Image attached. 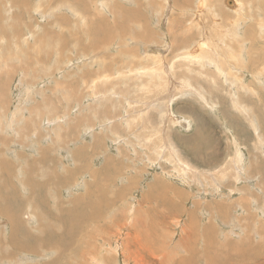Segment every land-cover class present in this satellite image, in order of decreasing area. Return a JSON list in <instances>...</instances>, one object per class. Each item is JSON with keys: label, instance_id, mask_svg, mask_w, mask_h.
I'll list each match as a JSON object with an SVG mask.
<instances>
[{"label": "rangeland", "instance_id": "1", "mask_svg": "<svg viewBox=\"0 0 264 264\" xmlns=\"http://www.w3.org/2000/svg\"><path fill=\"white\" fill-rule=\"evenodd\" d=\"M0 185V264H263L264 0H0Z\"/></svg>", "mask_w": 264, "mask_h": 264}, {"label": "bare ground", "instance_id": "2", "mask_svg": "<svg viewBox=\"0 0 264 264\" xmlns=\"http://www.w3.org/2000/svg\"><path fill=\"white\" fill-rule=\"evenodd\" d=\"M208 5H209V4H208ZM235 5H236V4H235ZM223 9H224V8H223ZM238 9H239V8L237 7L236 10H238ZM79 13H80V12H79ZM261 26H262V25H261ZM74 28H75V27H74ZM84 30H85V29H84ZM29 34H30V33H29ZM92 38H93V37H92ZM94 38H95V36H94ZM90 39H91V38H90ZM94 43H96V42H94ZM91 44H92V43H91ZM91 47H92V45H91ZM111 47H112V46H111ZM85 48H86V47H85ZM1 52H2V51H1ZM29 71H30V70H29ZM254 85H255V84H254ZM8 89H9V88H8ZM29 90H30V89H29ZM15 111H16V110H15ZM14 113H15V112H14ZM179 118H180V117H179ZM260 143H261V142H260ZM88 155H89V154H88ZM74 159H75V158H74ZM225 175H226V174H225ZM185 177H186V176H185ZM39 180H40V179H39ZM68 181H69V180H68ZM6 182H9V181H6ZM6 182H5V184L3 185V187H4V189H9V188H10L9 186H11V185L7 184ZM0 186H1V185H0ZM83 196H84V195H83ZM85 196H86V195H85ZM86 197H87V196H86ZM0 199H1V198H0ZM2 199H3V198H2ZM87 200H88V199H87ZM71 201H72V200H71ZM73 201H74V200H73ZM85 201H86V198H85ZM2 202H3V201H2ZM0 203H1V202H0ZM0 207H2V206L0 205ZM5 207H6V206H5ZM78 207H79V206H78ZM78 207H77V208H78ZM78 210H79V209H78ZM72 211H73V210H72ZM80 211L82 212L83 210H80ZM80 211H76V212L79 213ZM78 213L75 214L76 217H77ZM243 213H244V212H243ZM70 214H71V213H70ZM73 214H74V213H72V215H73ZM75 215H74L73 217H75ZM68 217H69V216H68ZM68 217H67V218H68ZM165 217H166V216H165ZM165 217H164V218H165ZM48 218H49V217H48ZM71 218H72V217H71ZM77 218H78V217H77ZM167 218H168V217H167ZM64 219H65V218H64ZM86 219H87V218H86ZM88 219H89V218H88ZM62 220H63V219H62ZM65 220H66V219H65ZM82 220H83V219H82ZM73 221H76V219H73ZM63 222H64V221H63ZM83 222H84V221H83ZM74 223H75V222H74ZM84 223H86V221H85ZM64 224L66 225V223H64ZM163 224H164V223H163ZM70 226H71V224H70ZM70 226H69V228H67V229H70ZM78 226H79V227H77L78 229H79V228H82L81 225H78ZM67 227H68V226H67ZM72 227H73V226H72ZM65 228H66V227H65ZM74 228H75V227H74ZM74 228H73V229H74ZM209 228H210V227H209ZM14 229H15V228H14ZM17 229H18V228H17ZM73 229H71L70 232H68V234H67V236H66V238H67L68 240H71L72 237L74 236L73 234L75 233V231H73ZM19 230H20V229H19ZM24 230H25V228H24ZM15 231H16V229H15ZM25 231H26V230H25ZM80 231H82V230H81V229H80L79 231L77 230V232H80ZM189 232H190V231H189ZM27 233H28V232H27ZM13 234H14V232H13ZM14 235H15V234H14ZM14 235H13V236H14ZM11 236H12V234H11ZM11 236H10V237H11ZM63 236H64V235H63ZM63 236H62V237L59 236V237H57V238H60V241H61V240L64 241L65 238H64V240H63V239H62ZM33 237H34V236H32V238H33ZM13 238H14V237H13ZM13 238H12V239H13ZM15 238H16V237H15ZM15 238L13 239L14 241H15ZM38 238H39V237H38ZM57 238H55V240H56ZM189 238H190V237H189ZM203 238H204V237H203ZM21 239H23V238H21ZM42 239H43V238H41V240H42ZM47 239H48V238H47ZM47 239H46V240H47ZM23 240H24V239H23ZM49 240H51V239L49 238ZM68 240H66V241H67V242H66L67 244H69V243H68ZM72 240H73V239H72ZM76 240H77V239H76ZM14 241H13V242L11 241V242L14 243ZM16 241H17V240H16ZM16 241H15V244H16ZM24 241H25V240H24ZM37 241H38V239L36 240L35 243H37ZM44 241H45V240H44ZM44 241H40V240H39V245L42 244L41 242L44 243ZM47 241H48V240H47ZM47 241H46V242H47ZM73 241H75V240H73ZM73 241H72V242H73ZM11 242H10V243H11ZM56 242L59 243L58 240H57ZM185 242H186V241H185ZM21 243L25 244L24 242H21ZM32 243H33V242H31L30 244L32 245ZM40 243H41V244H40ZM47 243H48V242H47ZM50 243H52V242L49 241V244H50ZM53 243H54V242H53ZM58 243H57V244H58ZM64 243H65V242H64ZM73 243H74V242H73ZM23 244H22V245H23ZM33 244H34V243H33ZM57 244H56L55 246H57ZM62 244H63V243H62ZM70 244H71V243H70ZM20 245H21V244H20V242H19V244L16 245V247H15L14 245H13V246H14L16 249H17V246H19L18 248H21V249H22V247H21ZM27 245H28V244H27ZM31 245H30V246H31ZM53 245H54V244H52V246H53ZM58 245H59V244H58ZM183 245H184V244H183ZM186 245H187V244H186ZM192 245H193V244H192ZM13 246H12V247H13ZM28 246H29V245H28ZM30 246H29V248H30ZM35 246H38V243H37ZM46 246H47V245H46ZM62 246H65V245H62ZM136 246H138V245H136ZM140 246H141V245H140ZM14 247H13V248H14ZM31 247H32V246H31ZM39 247H40V246H39ZM39 247H38V248H39ZM42 247H43V246H42ZM141 247H142V246H141ZM15 248H14V250H15ZM23 248H25V247L23 246ZM38 248H37V249H38ZM44 248H46V247H44ZM44 248H43V250H46V249H44ZM48 248H49V246L47 247V249H48ZM50 248H51V247H50ZM57 248H58V247H57ZM57 248H55V249H57ZM62 248H63V247H62ZM64 248H65V247H64ZM66 248H67V247H66ZM21 249H20V250H21ZM27 249H28V248H26V249H24V250H27ZM33 249H34V246L32 247L31 250H33ZM41 249H42V248H39V251H40ZM58 249H59V248H58ZM70 249H71V248H70ZM192 249H193V248H192ZM199 249H200V248H199ZM22 250H23V249H22ZM24 250H23V251H24ZM60 250H61V243H60ZM190 250H191V249H190ZM195 250H197V249H195ZM201 250L203 251V249H201ZM27 252H28V251H27ZM29 252H30V249H29ZM34 252H35V251H34ZM34 252H32V253H34ZM36 252H38V251L36 250ZM189 252H190V251H189ZM199 252H201V251H199ZM199 252H198V253H199ZM177 253H178V252H177ZM190 253H191V252H190ZM195 253H196V252H195ZM194 255H195V254H194ZM198 255H199V254H198ZM190 256H191V255H190ZM190 256H189V257H190ZM202 256H203V255H202ZM202 256H199V258H201ZM204 256H205V255H204ZM254 257H257V255L254 256ZM258 257H260V256L258 255ZM182 258H184V261H183V262L186 264V262H185V260H186V256H185V257H182ZM187 258H188V257H187ZM195 258H196V257H195ZM237 258H238V257H237ZM237 258H234V259L232 258V259L234 260L235 264H236V262H237V261H235V259H237ZM190 259H192V257H191ZM190 259H189V260H190ZM197 259H198V258H197ZM197 259H196V260H197ZM201 259H202V258H201ZM229 259H231V258H229ZM238 259H239V258H238ZM241 259H242V260L244 259V261H245V258H241ZM251 259H252V258H251ZM251 259H250V260H251ZM203 260H204V259H203ZM233 260H232V264H233ZM246 260H247V259H246ZM252 260H253V259H252ZM257 260H258V259H256L255 261L257 262ZM178 261H179V260H178ZM204 261H205V260H204ZM253 261H254V260H253ZM190 262H191V261H190ZM196 262H197V261H196ZM198 262H199V260H198ZM205 262H206V261H205ZM242 262H243V261H242ZM223 263H224V262H223ZM223 263H222V264H223ZM239 263H240V262L238 261V264H239ZM245 263L247 264V262H245ZM176 264H177V263H176ZM192 264H194V263H192ZM226 264H227V263H226ZM263 264H264V263H263Z\"/></svg>", "mask_w": 264, "mask_h": 264}]
</instances>
